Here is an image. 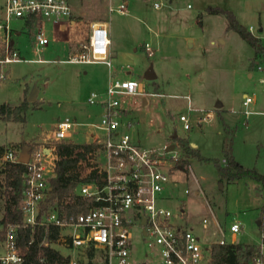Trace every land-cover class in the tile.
I'll return each instance as SVG.
<instances>
[{
  "label": "rangeland",
  "instance_id": "rangeland-1",
  "mask_svg": "<svg viewBox=\"0 0 264 264\" xmlns=\"http://www.w3.org/2000/svg\"><path fill=\"white\" fill-rule=\"evenodd\" d=\"M125 1L126 12L119 14L114 9L122 0H68L72 5H80L89 16L99 17L107 24L108 36L113 40L112 47L123 54H117L111 60L115 76L135 79L143 84L145 91L155 93L145 96L147 104L142 106L141 97L121 98V107L133 117V125L126 127L129 126L128 118L123 117L120 124L124 126L120 130L129 134L141 147L163 149L165 142L172 144L169 136L173 132L177 137L192 142L199 155L207 160L188 157L187 171L176 170L170 174V181L164 186L163 193L173 199L163 204L172 212L176 204H181L184 217L176 221L190 227L204 245L222 236L227 242L258 243L264 236V190L261 183L247 175L226 180L218 174L212 160H217L220 166L224 165L223 150H228L241 167L264 174L259 145L263 138L264 117L250 116L245 121L241 113L242 94L254 97L259 105L256 108L264 110V83L260 82V79H264V72L255 71L252 77H247L248 57L252 55L253 48L230 30L226 34L231 37L230 42L226 45L217 43L216 38L223 35L224 17L210 15L205 8L216 6L231 10L246 29L251 25L253 33L259 36L262 48L259 53L262 58L257 65L263 66L264 0ZM154 2L160 4L156 9L153 8ZM2 3L3 0H0V7ZM20 25L19 19L9 21L13 30L19 29ZM258 27L262 28L261 31L257 30ZM43 29L49 43L42 52L39 53L31 44L33 33L30 39L26 33H21L16 42L22 61L0 66L4 75V79H0V104H19L24 88H27V94L33 85L37 89L35 99L27 101L22 122L0 120V180L3 166L1 156L7 146H14L20 151L22 145L38 143L41 139H45V147L54 145L51 137L55 121L65 117L73 119L74 109L83 115H90L86 122L98 123L97 108L86 104V96L91 91L100 90L102 82L99 70L103 69L102 66H92L95 69L92 82L88 80L90 74L83 75L79 66L57 62L64 57L59 43L50 42L48 23ZM145 42L155 49L150 57L144 52ZM28 59L43 61L29 62ZM149 66L157 76L155 82L144 79V72ZM184 95L189 98L190 110H187ZM216 102L221 104L222 109L230 111L223 112L222 117L214 113L209 121L196 123V119L204 116L209 106ZM247 108L252 107L249 105ZM180 114L188 117L189 130L182 129V123L178 121ZM70 131L72 135L65 142H83V132L91 131L100 138L102 136V131L94 127H71ZM21 141L26 143L19 146L9 143ZM173 145L177 159L181 158L182 152ZM43 165L46 166V163ZM194 190L197 192L194 193ZM2 210L0 188V214ZM233 220L241 224L234 235L228 231V225ZM147 241L139 237L136 228L133 229L130 264H163L156 249L147 245ZM50 244L68 256L67 262L55 264H73L72 261L74 264H102L100 261H85L78 248L71 250L58 241Z\"/></svg>",
  "mask_w": 264,
  "mask_h": 264
},
{
  "label": "built area",
  "instance_id": "built-area-1",
  "mask_svg": "<svg viewBox=\"0 0 264 264\" xmlns=\"http://www.w3.org/2000/svg\"><path fill=\"white\" fill-rule=\"evenodd\" d=\"M159 5L154 2L153 8L156 9ZM123 7L124 4L121 3L114 10L124 13ZM0 9V66L22 61L11 45V19L31 21L34 24L49 20L61 26L71 14L67 0H3ZM47 43L48 40L42 31L35 30L31 44L36 50L40 53ZM108 45L109 39L104 25L91 24L89 35L86 41L79 44L78 51L57 62L101 63L110 68ZM143 48L147 56L152 55L151 47L147 43H143ZM256 70L264 72V65H257ZM3 78L4 75L0 71V79ZM260 82L264 83V79H260ZM152 95L154 94L145 92L142 83L135 79H122L111 75L103 92L91 91L86 97L88 105L101 109L98 123L90 125L102 131V136L100 138L90 134L92 143L96 146L85 153L84 158L76 164L78 182L73 187L72 194L90 199L84 210L65 211L63 205L68 201L72 202V196L69 195L48 202L49 178L55 161L54 145L45 147V139L27 144L28 157L24 163L19 200V224L30 228L35 224L56 226L58 235L55 241L71 250L80 249L85 261L130 264L131 241L133 229L136 228L139 237L148 239L147 245L156 249L163 264H208L211 243L204 245L190 227L176 221L184 217L181 204H176L173 212L163 204L173 199L163 193V190L170 181L171 172L175 170L174 164L178 158V155L174 154L175 150H166L168 145H164L163 149L138 146L129 134L119 131L123 112L121 98ZM184 99L187 110H190L189 98L184 96ZM251 102V96L242 95L241 113L244 119L251 114L264 115V111H250L247 107ZM213 115V111L208 110L204 116L196 119V123L209 121ZM178 121L182 123V129L189 130L187 116L178 115ZM72 125L74 124L68 118L56 121L51 140H68ZM244 125L246 126V123ZM259 145L264 160V131ZM20 151L14 146H7L1 156L2 162H17ZM43 163H46V166ZM16 225L7 223L3 228L0 238L3 248L0 264L21 262V254L15 242ZM240 228L241 224L237 220L228 225L231 234L237 233ZM42 242L46 244L48 241L44 238ZM217 242L227 241L222 236ZM255 246L258 252L251 256L250 264H264V236H261ZM72 263L74 264V261Z\"/></svg>",
  "mask_w": 264,
  "mask_h": 264
},
{
  "label": "trees",
  "instance_id": "trees-1",
  "mask_svg": "<svg viewBox=\"0 0 264 264\" xmlns=\"http://www.w3.org/2000/svg\"><path fill=\"white\" fill-rule=\"evenodd\" d=\"M208 14H219L225 18V30L236 33L254 50L255 54L261 53L259 38L252 35L235 18L234 14L226 9L219 7H206ZM28 23V21H25ZM26 97L16 106L0 105V119L2 121H23V112L27 107ZM176 146L182 152V157L177 159L174 167L184 169L188 157H194L198 160H207L199 155L195 148H191L188 142L177 136L173 137ZM96 145L94 143H72L58 141L54 144V154L56 159L52 174L49 178L50 194L48 202L55 198L62 199L65 196H72V202H66L63 205L65 211L84 210L90 203L89 198L79 197L72 194V189L78 182V173L76 169L77 162L84 158L85 153L92 150ZM1 149V147H0ZM224 165L220 166L217 160H212L218 174L226 180H234L247 175L261 183L264 190V174L254 169H245L237 164L231 157L228 150H223ZM25 170V164L20 162H5L2 166V180L0 188L3 195V211L0 217V237L3 235V228L7 223H15V242L21 254L19 264H55L68 261V256L63 255L56 247L50 243L55 241L58 235V229L54 225L45 227L41 224H35L33 227L19 224L20 208L19 200L22 189V174ZM48 242L44 244L43 239ZM258 252L254 244L246 242H224L217 241L210 244V258L208 264H250V258Z\"/></svg>",
  "mask_w": 264,
  "mask_h": 264
},
{
  "label": "crops",
  "instance_id": "crops-1",
  "mask_svg": "<svg viewBox=\"0 0 264 264\" xmlns=\"http://www.w3.org/2000/svg\"><path fill=\"white\" fill-rule=\"evenodd\" d=\"M67 3L69 5V7H70L71 14H70L69 19L63 25H61V26H58V25H56L54 23H51V21H49V20H44V21H41L39 23L34 24L31 21H28V23H26L25 21L19 19L21 21V25H20L19 29L13 30V29L10 28L11 29V34H10L11 45L16 50V52L18 53V56H19L20 49L18 48V45H17V42H16L17 39H18L17 37H19L21 35V33H26L27 36H28V38L30 39V35H32V33H34V31L37 30V29H40L42 31V33H43V31H44L43 26L46 23L49 24V28H50L49 29V32L51 34V39H50L51 41L50 42H58L59 43L60 52H61L62 56H64L63 58H65L68 54H71L73 52L78 51L79 44L82 43V42H84V41H86V39H87V37L89 35V30H90V25L91 24H103L104 27H105V29H106L107 36H108V33H109L108 32V26H107V24L105 23L104 20H101V18H99V17L89 16L88 14H86L84 12V10L81 8L80 5L79 6L72 5V4H70L68 2V0H67ZM122 3L124 4V7H123L124 13H119V14H125V12H126L125 11L126 1L125 0H122ZM207 7H216V6H207ZM221 9H223V8H221ZM229 11H231V10H229ZM210 15H214V16L218 15L219 16V14H210ZM220 16H222V15H220ZM258 24H259V22H258ZM225 25H226V21H225V18H224L223 35L218 36L216 38V42L219 43V44H221V45H226L231 40V37L229 35H226L227 32H230V31L229 30H225ZM261 29L262 28L258 27L257 30L258 31H261ZM247 30L252 35H254L256 37L258 36V35H255L253 33V28H252L251 25H249L247 27ZM31 38H32V36H31ZM108 39H109V45H108V48H107V54H108V58H109V60L111 62L112 59L116 58L117 54L118 55L119 54L123 55V54H122V51H118L116 47H112V41H113L112 40V37L111 36H108ZM113 39H114V36H113ZM30 41H31V39H30ZM48 43H49V41H48ZM48 43L46 44V46L48 45ZM145 43H147V42H145ZM147 44L151 47V45L149 43H147ZM0 45H1V34H0ZM42 50H41V52H42ZM151 50H152V55H153V52L155 51V49L151 47ZM147 57H150V56H147ZM260 58H262V56L259 53L258 54H255L254 51H253L252 55L248 57L247 77H252V73L255 72V71H257L256 70V65L259 62ZM28 61L30 62V61H35V60L34 59H28ZM250 62H253L254 65H251ZM3 65H5V64H3ZM72 65L79 66V68H80L79 70H80V72L83 75L86 76V75L90 74L89 77H88V80H91V81H92V79H94V78H91V76L93 74V71H95V69L92 68V66H102L103 69L99 70L101 72V82H102V86H101L100 90L97 91V92H100V93L103 92L105 86L108 83V80H109L110 76L111 75H114L115 76V71H114V67L112 68V64H111V67L110 68H107L105 65H103L101 63L72 64ZM145 72H144V74H145ZM128 73L129 72H126L125 74H128ZM153 74H154V77L151 80H154V82H155L157 76L155 75V73H153ZM122 79H124V78H122ZM157 88H158V86H157ZM143 89H144V87H143ZM145 92H147V91H145ZM36 93H37V90H36ZM36 93H35V95H36ZM147 93H150V92H147ZM26 94H27V88H24L23 89L22 96H21V100L24 98V96L26 97ZM153 94H155V93H153ZM157 94L159 96L162 95L161 93H157ZM167 96L175 97L177 95L176 94H167ZM184 96H187V95H184ZM34 99H35V96H34ZM21 100H20V102H21ZM1 104L7 105V106H11V107L18 105V104H9V103H5V102H3ZM146 104H147V100L144 97H141V106L142 105H146ZM249 105H251V107H252L251 109H249L250 111H253V112H263L264 111V110H261V109L256 108L259 105H257L256 99L254 97H252V102ZM89 106H94V105H89ZM96 108H97V111H98L97 114L99 115L101 109L98 106H96ZM121 108L123 109L122 118L123 117H127L128 118L127 122L129 124V126H126V124H125V126L126 127H131L133 125V120H132L133 117H131V115H129V113H128V111L126 109H124L123 107H121ZM212 109H214V111ZM208 110H212L213 111V114L215 113L218 117H222L223 114H224L223 112H225V111L226 112H229L230 111V110H227V109L226 110L225 109H222L221 104L218 103V102H216L212 107L209 106ZM73 112H74V115H75V117H73V119H69L67 117L68 120L71 121L74 124V125H72V127H87V129H90V128L93 127V126L90 125L92 123H88V122L85 121V119L89 118L90 115H88L87 113L85 115H83L81 113V111H79L77 109H74ZM167 113H168V115H170L169 111ZM250 116H263L264 117V115H262V114H251L247 118H249ZM78 118H83V120H79ZM245 121H247V119H245ZM123 126H124V124L121 125L120 128L123 127ZM120 128H119V131H123V130H120ZM262 131H264V122H263V126H262ZM91 133H92L91 131L90 132H83V134L85 136V140L83 142H80V143H89L90 140H92V136H90ZM173 133L170 134V136H169V138H171V142H172V144H170V145L175 144V146H176V142L173 141ZM71 135L72 134H71V131H70L69 139H70ZM92 135L93 136H96L93 133H92ZM175 136H177V135L175 134ZM179 138H183V137H179ZM183 139H185V138H183ZM71 142L72 143H76V144H80V143L73 142V141H71ZM9 143H14V144L16 143L19 146L20 144H23V143H26V142L25 141H21V142H9ZM168 143H169V141L165 142L164 145H168ZM188 145L191 148H194V146H195L192 142H188ZM22 147H23V145H22ZM53 156L56 159V156L55 155H53ZM186 167H188V158H187V164H186V166H185L184 169L176 168L175 170H173L171 172V174L174 171H176V170H180V171L185 170V171H187L186 170ZM196 192L197 191L194 190V193H196ZM1 214H0V217H1ZM257 222H261V221H257ZM232 235H234V234H232ZM217 240H215V241H217ZM215 241H212V242H215ZM212 242H210V243H212ZM229 242H235V240H231ZM241 242H246V241H241ZM246 243H251V244H254V245L256 244V243H253V242H246ZM0 248H2L1 243H0ZM2 251H3V248H2V250H0V254L2 253ZM262 252L264 253V247L262 249Z\"/></svg>",
  "mask_w": 264,
  "mask_h": 264
},
{
  "label": "water",
  "instance_id": "water-1",
  "mask_svg": "<svg viewBox=\"0 0 264 264\" xmlns=\"http://www.w3.org/2000/svg\"><path fill=\"white\" fill-rule=\"evenodd\" d=\"M153 77H154V74L152 72L151 66H149L147 71L144 74V79L145 80H151V79H153ZM36 90L37 89H36L35 85H33L31 90L27 94V97H26V100L28 102H31V101L34 100V96H35ZM174 136H175V133H173V137ZM172 148H173V145H168L166 147V150H171ZM27 157H28V147L27 146H23L21 148V151L19 152V154L17 156V160L16 161L20 162V163H26ZM142 222H143V219H142Z\"/></svg>",
  "mask_w": 264,
  "mask_h": 264
}]
</instances>
